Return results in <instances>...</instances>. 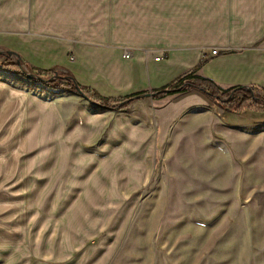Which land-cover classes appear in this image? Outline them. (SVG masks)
<instances>
[{"label":"rangeland","instance_id":"1","mask_svg":"<svg viewBox=\"0 0 264 264\" xmlns=\"http://www.w3.org/2000/svg\"><path fill=\"white\" fill-rule=\"evenodd\" d=\"M48 69L43 81L66 71ZM21 70L0 73V116L20 100L24 117L28 94L69 112L70 91ZM196 91L154 99L161 130L101 131L81 145L69 130H13V117L4 120L0 264H264V126L225 125ZM132 132L147 135L145 182L121 180Z\"/></svg>","mask_w":264,"mask_h":264},{"label":"crops","instance_id":"2","mask_svg":"<svg viewBox=\"0 0 264 264\" xmlns=\"http://www.w3.org/2000/svg\"><path fill=\"white\" fill-rule=\"evenodd\" d=\"M124 49L132 51L129 58L122 56ZM0 50L16 52L37 69L68 70L77 83L103 96L164 86L203 56L208 59L197 73L217 85L264 88V0H0ZM68 93L60 96L69 112L50 98L28 94L25 116L15 112L18 100L13 113L0 116V129L13 117V130H69L80 145L101 131L111 139L113 130H161L149 96L135 101L129 111L99 112L92 111L84 96ZM221 112L232 128L264 126V110ZM129 141L135 149L130 148L121 180L145 182L147 135L132 132Z\"/></svg>","mask_w":264,"mask_h":264},{"label":"trees","instance_id":"3","mask_svg":"<svg viewBox=\"0 0 264 264\" xmlns=\"http://www.w3.org/2000/svg\"><path fill=\"white\" fill-rule=\"evenodd\" d=\"M207 59L208 58L206 56H203L194 68L182 75H179L164 86L147 90H139L125 96L117 97L102 96L92 87L77 83L68 70L65 71V76L60 79L43 81L40 78L51 76L53 73L52 69L33 68L26 61H23L22 59L20 62L17 60L13 61L7 54L2 52H0V68L10 73L21 74L22 70L20 65L23 64L28 68V70H30V72H34L36 76L40 77L29 78L27 76L28 79L42 82L47 86L65 89L70 92L80 94L93 101L96 107H103L105 109L127 110L134 101L143 99L148 95L151 96L152 99H157L166 95L183 93L189 90H197L224 111L239 113L244 110H264V88L255 84L224 88L217 85L211 79L199 75L197 72Z\"/></svg>","mask_w":264,"mask_h":264},{"label":"water","instance_id":"4","mask_svg":"<svg viewBox=\"0 0 264 264\" xmlns=\"http://www.w3.org/2000/svg\"><path fill=\"white\" fill-rule=\"evenodd\" d=\"M0 52H2V53H5V54H7L8 56H12V55H14V56H16V60L18 61V62H20V57H19V55L16 53V52H14V51H12V50H5V51H2V50H0ZM21 66V68H22V65H20ZM26 76H28L29 78H40V77H38V76H36L35 74H33V73H26ZM63 76H65V75H56V76H54L53 78L51 77L49 80H53V79H58V78H61V77H63ZM41 80H44V78H40ZM86 98V97H85Z\"/></svg>","mask_w":264,"mask_h":264},{"label":"built area","instance_id":"5","mask_svg":"<svg viewBox=\"0 0 264 264\" xmlns=\"http://www.w3.org/2000/svg\"><path fill=\"white\" fill-rule=\"evenodd\" d=\"M214 52V51H213ZM132 51L129 50V49H124L123 52H122V56L124 58H129V56L131 55ZM158 59V57H156Z\"/></svg>","mask_w":264,"mask_h":264}]
</instances>
